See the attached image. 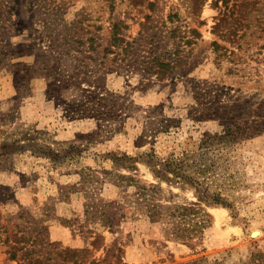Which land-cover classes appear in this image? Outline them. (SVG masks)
I'll return each mask as SVG.
<instances>
[{
	"label": "rangeland",
	"instance_id": "374dc122",
	"mask_svg": "<svg viewBox=\"0 0 264 264\" xmlns=\"http://www.w3.org/2000/svg\"><path fill=\"white\" fill-rule=\"evenodd\" d=\"M96 96L109 113L86 104ZM223 124L236 141L210 187L229 208L110 161L178 154ZM192 204L212 219L196 248L166 220ZM67 248L107 264H264V0H0V264H66Z\"/></svg>",
	"mask_w": 264,
	"mask_h": 264
},
{
	"label": "trees",
	"instance_id": "16d2710c",
	"mask_svg": "<svg viewBox=\"0 0 264 264\" xmlns=\"http://www.w3.org/2000/svg\"><path fill=\"white\" fill-rule=\"evenodd\" d=\"M114 42L118 43L117 34H113ZM116 45V44H115ZM158 75L164 77L169 70L172 69L170 63L158 62ZM98 103L105 110L109 108V102L99 97H90L86 104L94 105ZM114 104L111 110L117 112ZM111 107V106H110ZM72 110L73 108L70 107ZM71 109L69 112H71ZM109 110V109H108ZM107 110V111H108ZM108 111L107 113H109ZM156 120V119H155ZM200 121V120H199ZM153 123H157L158 127L167 129L170 125L175 124V120L161 116ZM223 130L215 136L203 138L192 147L185 148L178 154H171L168 157L160 158L154 153H146L140 157L133 158L126 155L111 154L110 161L119 168L135 170V164L144 163L153 176L166 183L181 184L193 188L196 192L199 203H211L215 206L227 207V202L218 193L211 192V180L215 176V172L219 167V162L226 158L228 151L231 150L236 141L234 134L230 132V127L222 125ZM160 131V130H159ZM133 182V180H131ZM149 215L153 221L160 220L159 212L156 206L149 208ZM104 227L113 224L105 213L103 218ZM166 220L172 224V236L175 240L182 242L190 248H196L201 241H204L205 233L212 227L211 217L204 212L200 204H192L189 207L178 208L174 214L167 217ZM172 223V222H171ZM25 237L21 238L17 244L22 242ZM100 240L96 239L93 245L99 248ZM88 250L65 249L58 251L56 255L63 257L66 264H107L108 259L96 261L87 256ZM51 260V259H50ZM42 259L25 257L24 264H43ZM121 263V261H119Z\"/></svg>",
	"mask_w": 264,
	"mask_h": 264
}]
</instances>
